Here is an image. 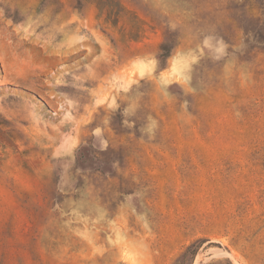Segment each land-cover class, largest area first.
<instances>
[{"label":"rangeland","instance_id":"374dc122","mask_svg":"<svg viewBox=\"0 0 264 264\" xmlns=\"http://www.w3.org/2000/svg\"><path fill=\"white\" fill-rule=\"evenodd\" d=\"M0 264H264V0H0Z\"/></svg>","mask_w":264,"mask_h":264},{"label":"trees","instance_id":"16d2710c","mask_svg":"<svg viewBox=\"0 0 264 264\" xmlns=\"http://www.w3.org/2000/svg\"><path fill=\"white\" fill-rule=\"evenodd\" d=\"M262 20H261V24H262ZM259 34V33H258ZM162 50L164 51V54H163V57L165 56H168V52H169V46L167 44H164L162 46ZM191 251V249H188V252ZM194 252V251H193Z\"/></svg>","mask_w":264,"mask_h":264}]
</instances>
